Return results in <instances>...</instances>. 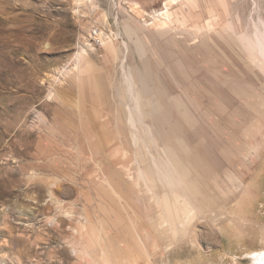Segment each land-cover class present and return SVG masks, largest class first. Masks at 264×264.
<instances>
[{
    "label": "rangeland",
    "instance_id": "obj_1",
    "mask_svg": "<svg viewBox=\"0 0 264 264\" xmlns=\"http://www.w3.org/2000/svg\"><path fill=\"white\" fill-rule=\"evenodd\" d=\"M76 1L0 0V264H89L86 253H101L86 245L90 226L81 229L79 210L85 206L93 220L94 207H113L107 198L117 197H96L89 183L100 175L94 161L66 147L50 124L74 135L76 147L84 136L78 120H91L107 147L102 167L108 171L113 164L119 179L128 181L125 171L135 177V159L146 157L144 148L128 147L116 133L120 71L100 37H123L128 23L151 30L167 0H87L79 9ZM195 2L187 31L208 30L209 23L214 35L153 39L143 60L168 94L165 107L189 148V172L205 211L180 214L174 234L147 221L145 252L136 245L127 251L119 236L110 235L111 251L123 254L115 260L121 264H256L264 257V60L249 38L254 23L264 21V0ZM230 20L254 54L236 39ZM80 48L87 52L81 83L60 74ZM128 63L142 68L134 53ZM60 165L68 174L58 172ZM117 190L142 211L143 201H134L124 183ZM134 192L139 198L137 180ZM216 203L222 206L217 217ZM148 207V216L174 217L152 215Z\"/></svg>",
    "mask_w": 264,
    "mask_h": 264
},
{
    "label": "bare ground",
    "instance_id": "obj_2",
    "mask_svg": "<svg viewBox=\"0 0 264 264\" xmlns=\"http://www.w3.org/2000/svg\"><path fill=\"white\" fill-rule=\"evenodd\" d=\"M86 1L87 0H77L75 4L79 9L82 2L84 3ZM195 4V0H167L164 2L162 11L157 16L158 19H155L152 24L151 30H148L147 25L144 26L143 23L141 26L128 23L122 29L123 37L119 34L114 35L113 33L110 36L102 34L100 37L101 44L104 45L108 49L110 55L113 56L120 71V78L118 82L115 83L114 92L120 110V112L117 111V115L114 119L116 133L128 147L130 144L135 148L141 147L145 150V158L141 160H139V158L135 159V177L130 179V175L125 171L123 175L129 178L128 181H125L122 178H117L122 174H118V171L115 169L113 170V164H110L108 171L102 167V156L107 147L102 139L103 135L98 133L100 129H91L89 127L90 122L88 121L91 120H84L82 118L78 120L84 136L79 139L77 138L76 147L70 138V136L74 135H71V133L68 134V130L62 132L60 128H53L51 126L52 124L48 126V128L52 130V134L55 135V133H57L60 136L66 147L70 146L75 150L74 153L77 155L80 153L90 155L89 159L94 161L100 174L96 176L97 178L95 181L89 180L90 184L95 183V188H93V190L96 192V197L102 198L104 195L107 197L106 194H112L114 197H117V199L107 198L108 201H114L112 202L114 203L113 207H109L103 202L94 207L92 211L93 220H90L91 217L85 206H81L82 210H79L80 218H82V222H80L82 226L81 229L84 230V226L87 224L90 226L87 237L89 242L85 240L86 245L101 250V253L96 255L93 253H86V256L89 258V264H121L115 260L119 259L121 261L123 259V254L113 253L110 249L115 243V241L111 239V236H119L124 247H127V251H129V247L136 245L145 252L148 247L149 239V234L147 235V221L153 224L154 230L162 226L166 228L167 233L174 234L176 233L175 228L179 226L178 220L181 217L180 214H186V212L199 214L205 211L202 207V203L197 197L198 192L196 191L194 179L189 172L192 171L189 170L192 165L190 161L186 159L182 141L177 134L179 132L176 124L177 122L173 119L170 112L171 110L169 111L168 108L165 107L168 102L166 99L168 94L154 82L143 60V51H145L147 45L151 46L153 39L163 40L168 38L174 41L178 39L177 35H184L185 33L186 35L188 33L189 35H199L207 38L213 34V30L209 23L207 25L208 30L203 31L201 28L204 26L201 28L197 26L193 31H187L186 23L188 17L192 13L190 8ZM173 7H176V10L173 11L171 9ZM75 12H79V10ZM230 23L231 30L239 43L246 48L248 52L254 54V52L246 46L245 42L242 41L243 34L238 31L231 20ZM119 36L121 41L117 44L114 40ZM213 37L215 38V36ZM249 38L253 40V44L257 45L258 49L256 53L264 60V21L254 23V32L249 35ZM204 44L206 43L204 42ZM47 47L48 45H45V48ZM80 49L81 50L77 51L72 58L71 68L63 69L60 71V74L64 76L73 74L77 81L81 83L86 73L81 66L86 58L85 56H87V52L82 48ZM149 50L151 51V48H149ZM132 53L139 57L142 62V68L128 63V57ZM59 82H61V80H57L56 83ZM51 96L52 93L49 94L48 98H51ZM91 124L92 123H90V125ZM41 125L43 127V124ZM55 126L54 123V127ZM89 132L91 137L88 135ZM81 139L83 140V144ZM128 147L124 148V150L126 151ZM248 153L250 154V152ZM140 154L141 151L136 152V155ZM82 160L83 158L81 161ZM85 163H87V161L83 162L84 165ZM61 167L62 165L58 166V172L66 174V170ZM135 180H137L139 186V198L137 192H134ZM70 181L73 184H79L77 183L79 179H76L75 176H72ZM118 183H124L130 192L133 191L131 193L134 201H143L144 207L142 211L138 210L137 205L129 199L127 195L128 199L123 200L124 198L122 195L124 194L117 190ZM57 203L60 204L59 202ZM148 206H152V215L154 212L160 211L174 217L168 218L162 216L160 219L156 218L157 216H148ZM221 208V205H218V203L215 204V211L219 210L215 212L216 217L221 214ZM138 212L140 216L137 215ZM242 213L238 211L235 212L234 215L241 219ZM118 246L121 247L120 245ZM77 251L78 253L81 252L85 254L84 248ZM128 256L130 258L131 253H128ZM251 256H254V254ZM255 260L256 264H264L263 256Z\"/></svg>",
    "mask_w": 264,
    "mask_h": 264
},
{
    "label": "crops",
    "instance_id": "obj_3",
    "mask_svg": "<svg viewBox=\"0 0 264 264\" xmlns=\"http://www.w3.org/2000/svg\"><path fill=\"white\" fill-rule=\"evenodd\" d=\"M179 139L182 141V146H183V148H184V154H185V156H186V159H188L189 161H190V163H191V165L193 164V159L191 158V156L189 155V148L188 147H186V149H185V143H184V141L179 137ZM193 166V165H192Z\"/></svg>",
    "mask_w": 264,
    "mask_h": 264
}]
</instances>
